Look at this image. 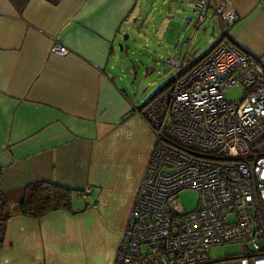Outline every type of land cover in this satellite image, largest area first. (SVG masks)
Wrapping results in <instances>:
<instances>
[{
	"label": "crops",
	"instance_id": "obj_1",
	"mask_svg": "<svg viewBox=\"0 0 264 264\" xmlns=\"http://www.w3.org/2000/svg\"><path fill=\"white\" fill-rule=\"evenodd\" d=\"M141 1L0 0V192L15 201L36 182L74 192L72 209L8 220L0 264L112 263L153 142L114 72ZM220 3L236 16L228 42L264 63V0Z\"/></svg>",
	"mask_w": 264,
	"mask_h": 264
},
{
	"label": "built area",
	"instance_id": "obj_2",
	"mask_svg": "<svg viewBox=\"0 0 264 264\" xmlns=\"http://www.w3.org/2000/svg\"><path fill=\"white\" fill-rule=\"evenodd\" d=\"M209 4L221 32L214 49L136 112L153 142L111 264H264V63L228 42L236 16L222 3L193 0L196 26ZM232 87L242 97L227 102ZM185 189L198 194L188 212ZM228 244L240 254L210 259Z\"/></svg>",
	"mask_w": 264,
	"mask_h": 264
},
{
	"label": "rangeland",
	"instance_id": "obj_3",
	"mask_svg": "<svg viewBox=\"0 0 264 264\" xmlns=\"http://www.w3.org/2000/svg\"><path fill=\"white\" fill-rule=\"evenodd\" d=\"M137 10L128 23L129 28L120 36L122 50L117 46L115 51L121 66L116 68L114 65L119 69L114 72L121 83L128 85L125 93L128 100L139 107L176 75V70L163 68L165 59L184 51L187 46L193 51V57H198L221 32L215 17L210 21L214 23L212 26L209 21H204L194 29L199 12L193 8L191 0H142ZM167 25L170 26L163 35ZM183 64L184 70L188 67L187 57ZM129 82H133L132 85ZM223 96L227 102H236L242 97V90L232 87ZM197 198V192L190 189L178 193V200L186 212L194 209ZM239 254L238 244H228L212 248L209 257L217 260Z\"/></svg>",
	"mask_w": 264,
	"mask_h": 264
},
{
	"label": "trees",
	"instance_id": "obj_4",
	"mask_svg": "<svg viewBox=\"0 0 264 264\" xmlns=\"http://www.w3.org/2000/svg\"><path fill=\"white\" fill-rule=\"evenodd\" d=\"M209 7H211V4L207 5L206 9ZM193 27L194 29L199 28V26H196V21ZM219 36L215 41H213L209 48L200 54V56L194 58L191 57L192 59L187 61L188 67H186L184 70L183 65H181L178 61L165 59L163 62V68H171L176 70V75L169 78V80L160 89L150 96L146 103L136 107L134 111L139 113L145 104L152 101L161 92L170 88L178 80L184 78L191 71L195 63L201 61L214 49L218 42L217 40ZM188 49L191 50L190 46ZM192 52L193 51L191 50L190 54H192ZM184 58L185 54H183L179 59L183 60ZM20 191L21 192L18 195L19 197L15 201H9L5 193L0 192V249L3 246L4 227L6 226L8 220L14 216H23L37 220L53 211L69 210L71 195L74 193L68 188L61 187L51 182H36L27 184Z\"/></svg>",
	"mask_w": 264,
	"mask_h": 264
},
{
	"label": "water",
	"instance_id": "obj_5",
	"mask_svg": "<svg viewBox=\"0 0 264 264\" xmlns=\"http://www.w3.org/2000/svg\"><path fill=\"white\" fill-rule=\"evenodd\" d=\"M124 38H126V36ZM118 47H119V50L121 51L122 47H120V43L118 44Z\"/></svg>",
	"mask_w": 264,
	"mask_h": 264
}]
</instances>
